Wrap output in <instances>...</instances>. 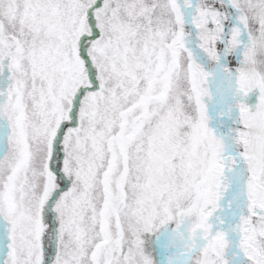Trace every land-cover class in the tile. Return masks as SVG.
I'll return each instance as SVG.
<instances>
[{
  "label": "snow or ice",
  "instance_id": "6c2138e0",
  "mask_svg": "<svg viewBox=\"0 0 264 264\" xmlns=\"http://www.w3.org/2000/svg\"><path fill=\"white\" fill-rule=\"evenodd\" d=\"M0 264H264V0H0Z\"/></svg>",
  "mask_w": 264,
  "mask_h": 264
}]
</instances>
